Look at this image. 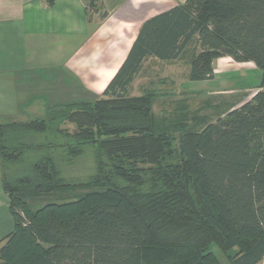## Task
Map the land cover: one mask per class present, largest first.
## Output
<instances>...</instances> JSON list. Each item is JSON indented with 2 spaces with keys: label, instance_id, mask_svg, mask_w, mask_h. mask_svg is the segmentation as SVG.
I'll return each mask as SVG.
<instances>
[{
  "label": "trees",
  "instance_id": "obj_1",
  "mask_svg": "<svg viewBox=\"0 0 264 264\" xmlns=\"http://www.w3.org/2000/svg\"><path fill=\"white\" fill-rule=\"evenodd\" d=\"M192 39L190 81L213 79V60L227 56L260 69L259 90L238 106L242 98L220 103L213 121L165 122L150 89L130 95L128 86L145 56L173 59ZM263 88L264 0H185L147 20L99 98L0 124L13 219L0 264H257ZM88 150L93 170L80 178Z\"/></svg>",
  "mask_w": 264,
  "mask_h": 264
},
{
  "label": "crops",
  "instance_id": "obj_2",
  "mask_svg": "<svg viewBox=\"0 0 264 264\" xmlns=\"http://www.w3.org/2000/svg\"><path fill=\"white\" fill-rule=\"evenodd\" d=\"M184 1L93 0L91 9L89 0H0V124L43 116L45 112L39 116L29 111L34 104L47 108L99 98L142 25ZM194 46L192 39L173 59L145 56L129 94L136 89L140 95L153 80L177 74L178 60L188 65ZM188 71L189 65L186 76ZM257 86L237 106L252 97ZM12 229L0 171V245ZM257 264H264V257Z\"/></svg>",
  "mask_w": 264,
  "mask_h": 264
},
{
  "label": "rangeland",
  "instance_id": "obj_3",
  "mask_svg": "<svg viewBox=\"0 0 264 264\" xmlns=\"http://www.w3.org/2000/svg\"><path fill=\"white\" fill-rule=\"evenodd\" d=\"M212 67L213 79L190 81L186 76L188 65L178 60L177 74L153 80L149 88L156 97L153 102L155 116L173 124L176 121H186L191 125L200 116H204L206 122L213 121L223 107V105L219 106L220 103H225L224 105L232 101L237 103L249 89L256 88L260 83L261 71L250 61L236 62L224 56L214 59ZM137 93L136 89L131 92L132 95H138ZM45 109L43 105L34 104L29 111L41 116ZM23 112L25 113V110ZM26 115L29 116V113ZM81 158L76 165L74 164V171L77 170L80 173L78 177L85 178V173L93 170L92 151L88 150ZM69 171L73 173L72 169ZM214 251L217 256L221 257L215 248ZM222 262L225 264L224 261Z\"/></svg>",
  "mask_w": 264,
  "mask_h": 264
}]
</instances>
